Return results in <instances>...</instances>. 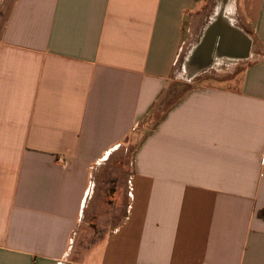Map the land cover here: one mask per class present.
Segmentation results:
<instances>
[{"label":"crops","instance_id":"obj_1","mask_svg":"<svg viewBox=\"0 0 264 264\" xmlns=\"http://www.w3.org/2000/svg\"><path fill=\"white\" fill-rule=\"evenodd\" d=\"M220 1L0 0V264H264V0ZM194 33L224 82L174 85Z\"/></svg>","mask_w":264,"mask_h":264},{"label":"rangeland","instance_id":"obj_2","mask_svg":"<svg viewBox=\"0 0 264 264\" xmlns=\"http://www.w3.org/2000/svg\"><path fill=\"white\" fill-rule=\"evenodd\" d=\"M211 3H212L211 5L212 7L208 9L209 11L207 10V14L201 17V19L198 22V25L195 26L194 31H197V29L202 28L206 24V22L209 19L210 13H216L218 11V6L221 4V1L219 3L218 0H212ZM228 5L229 3L226 4V7ZM194 34H195V37L193 36V38L189 42V45L184 48L183 58L175 66L174 75L177 78V80L175 81L174 85L177 84L178 87H182V85H185L186 87H189V88H192V87L197 88L201 86L218 85L224 82V81H221V79H225L231 75V74H228L229 72L226 69V67L229 66V63H228L230 62L229 60L228 61L221 60V61L215 62L209 68H207L204 72L198 74L197 77L190 78V79L188 78L189 74L185 71L184 69L185 64L183 62H184L185 57L189 53V49L193 48V46L197 42L196 35L198 33H194ZM127 162L128 161H121V164L127 163Z\"/></svg>","mask_w":264,"mask_h":264},{"label":"water","instance_id":"obj_3","mask_svg":"<svg viewBox=\"0 0 264 264\" xmlns=\"http://www.w3.org/2000/svg\"><path fill=\"white\" fill-rule=\"evenodd\" d=\"M229 33H230V35L232 36V37H234L236 40H237V37H242L244 40H246V46H245V48H244V50L246 49V52H247V50L250 48V44H251V42L250 41H248L247 39H245V37L241 34V33H239V32H237L236 30H234V29H232V28H230V31H229ZM204 42V41H203ZM202 42V43H203ZM222 44V46L223 47H225V48H227L228 47V43H226L225 42V44L224 43H221ZM205 45H207L206 43H205ZM210 48H212L210 51H209V53H208V61H207V63H203V64H201L199 67H197V68H195L194 69V71H193V73H191V76H193L194 74H197L198 72H201V71H203L204 69H206V68H208V67H210L211 65H212V63H213V61H212V59H211V56H212V52H213V46L212 47H210ZM205 49H208L207 47L205 48ZM205 49H203L202 47H198V49H197V54L198 53H201L202 51H204ZM233 55L232 56H234L235 58L237 57V58H246L247 56H246V53H243L242 55H234V53H232ZM200 55V54H199ZM193 56V55H192ZM191 56V59L193 58L194 59V57H192ZM192 59V60H193ZM201 59H203V58H201Z\"/></svg>","mask_w":264,"mask_h":264},{"label":"trees","instance_id":"obj_4","mask_svg":"<svg viewBox=\"0 0 264 264\" xmlns=\"http://www.w3.org/2000/svg\"><path fill=\"white\" fill-rule=\"evenodd\" d=\"M261 216H264V210L260 213Z\"/></svg>","mask_w":264,"mask_h":264},{"label":"bare ground","instance_id":"obj_5","mask_svg":"<svg viewBox=\"0 0 264 264\" xmlns=\"http://www.w3.org/2000/svg\"><path fill=\"white\" fill-rule=\"evenodd\" d=\"M228 8H229V6H228Z\"/></svg>","mask_w":264,"mask_h":264}]
</instances>
